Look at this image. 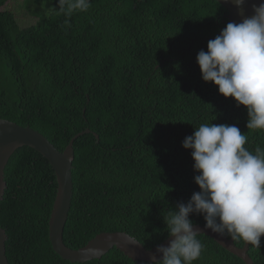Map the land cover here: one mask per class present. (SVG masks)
<instances>
[{
    "label": "trees",
    "instance_id": "obj_1",
    "mask_svg": "<svg viewBox=\"0 0 264 264\" xmlns=\"http://www.w3.org/2000/svg\"><path fill=\"white\" fill-rule=\"evenodd\" d=\"M9 1L0 0V119L29 127L61 151L92 130L74 143L67 247L79 249L102 233L126 234L147 249L168 239L162 217L199 191L191 150L182 147L191 126L235 125L250 151L264 148V130H248L244 106L204 82L196 63L228 23L217 1L90 0L87 12L66 16L58 0H22L34 18L27 26ZM5 173L0 226L9 263L71 264L48 238L58 190L50 161L26 146ZM198 239L204 251L194 264H245L212 239ZM248 253L264 264V236ZM84 264L145 262L112 249Z\"/></svg>",
    "mask_w": 264,
    "mask_h": 264
},
{
    "label": "clouds",
    "instance_id": "obj_2",
    "mask_svg": "<svg viewBox=\"0 0 264 264\" xmlns=\"http://www.w3.org/2000/svg\"><path fill=\"white\" fill-rule=\"evenodd\" d=\"M234 3L240 8L244 0ZM57 6L64 15L71 16L76 11L87 12L90 0H58ZM252 7L253 15L240 23L229 22L227 15L223 16L228 23L207 42V51L198 52L196 63L204 82L213 83L219 94L231 97L238 107L244 106L248 130H264V2ZM247 139L235 125L209 122L197 128L191 126L182 147L191 150L193 170L198 173L194 183L199 191L162 217L168 239L150 249L141 245L147 250L156 248L145 264L197 262L204 245L195 227L259 249L264 236V148L257 146L250 151ZM190 214L196 225L189 219ZM168 240L167 246L162 245Z\"/></svg>",
    "mask_w": 264,
    "mask_h": 264
},
{
    "label": "water",
    "instance_id": "obj_3",
    "mask_svg": "<svg viewBox=\"0 0 264 264\" xmlns=\"http://www.w3.org/2000/svg\"><path fill=\"white\" fill-rule=\"evenodd\" d=\"M215 1L227 11L226 18L228 21L236 23H240L245 17L253 15V5H259L264 2V0H244V4L238 8L234 0ZM91 132L92 130L89 128L75 135L67 147L61 151L49 139L29 127L23 128L12 122L0 119V202L4 198L7 188L5 170L10 157L20 148L31 147L50 161L57 176L58 190L48 221V238L53 251L61 259L71 264H84L93 260H100L112 249H116L132 261L146 262L150 254L156 252V248L151 250L144 249L136 240L121 233L99 234L87 245L79 249H71L63 242L64 227L72 208L74 196L73 169L76 157L74 143L80 135ZM95 134L99 137L98 133L95 132ZM195 228L200 232L198 235L206 236L217 242L226 251L240 257L246 264H253V260L248 253L249 244L244 242L242 247H237L231 238L222 237L204 227ZM170 240L162 245L167 246ZM7 241V232L0 226V264H10L7 258ZM90 249H98L99 252L92 253L89 251ZM160 258L158 254L157 259Z\"/></svg>",
    "mask_w": 264,
    "mask_h": 264
},
{
    "label": "rangeland",
    "instance_id": "obj_4",
    "mask_svg": "<svg viewBox=\"0 0 264 264\" xmlns=\"http://www.w3.org/2000/svg\"><path fill=\"white\" fill-rule=\"evenodd\" d=\"M21 3L22 0H10L7 7L8 9L13 10L16 19L21 26H27L34 22V18H29L26 15L25 10L20 7Z\"/></svg>",
    "mask_w": 264,
    "mask_h": 264
}]
</instances>
